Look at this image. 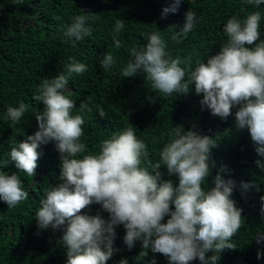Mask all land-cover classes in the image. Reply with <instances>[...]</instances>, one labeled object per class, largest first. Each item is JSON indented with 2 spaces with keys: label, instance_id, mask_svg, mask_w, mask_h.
I'll list each match as a JSON object with an SVG mask.
<instances>
[{
  "label": "clouds",
  "instance_id": "1",
  "mask_svg": "<svg viewBox=\"0 0 264 264\" xmlns=\"http://www.w3.org/2000/svg\"><path fill=\"white\" fill-rule=\"evenodd\" d=\"M16 3L22 4L23 0ZM181 3L182 0H169L160 18L176 14ZM246 3L259 8L264 0ZM92 15L82 10V14L74 16L63 32L64 37L76 42L90 37ZM261 18L260 11L250 12L243 19L229 18L223 27L227 42L206 62L196 61L194 69L191 55L173 58L159 31L146 34L143 48L130 49L131 59L121 70V76L132 78L143 73L150 88L164 97L174 93L187 95L194 85L195 94L203 97L202 108L223 120L235 109L236 129L247 130L261 158L255 164L264 171ZM197 22L196 13L189 9L172 39L180 43ZM124 28L125 22L117 19L112 33L116 48L121 46L117 37ZM69 61L54 78L42 79L38 94L33 97L44 105V110L35 114L38 130L11 147L10 160L18 172L0 171V201L11 209L29 198L19 174L34 177L42 155L38 149L54 142L61 161V182L46 192L35 220L41 231L51 228L62 232L59 244L66 250V264H107L119 251L114 247L118 226H123V242L128 250L136 242L141 243L138 257L145 258L150 251L165 256L168 264H191L196 260L200 264H219L220 253L236 249L232 241L244 219L243 209L236 207L230 198L236 182L231 178L225 180L220 174L228 172L226 166H221L212 180L214 186L207 187L216 166L211 157L216 139L175 126L159 152V159L153 160L146 143L137 137L136 128L129 125L104 139L98 153L87 152L81 137L85 114L91 113L92 108L90 101L84 100L73 114L77 106L68 85L73 76L82 75L88 67L74 57ZM115 64L110 52L100 59V66L106 71ZM27 111L28 106L20 102L18 107L7 108L5 118L18 124ZM97 113L101 118L106 116L103 107L97 106ZM157 142L153 137V143ZM162 166L169 176L178 177V186L171 180L161 182ZM252 187L255 184H240L244 192ZM259 202L260 216L264 219V195ZM93 205H99L100 211L87 214L84 210L90 211ZM101 212L107 213L108 218H103ZM255 241L264 245V233L258 232ZM262 258L264 251L258 249L256 259ZM119 264H128V260L122 258ZM149 264H156V260L153 258Z\"/></svg>",
  "mask_w": 264,
  "mask_h": 264
},
{
  "label": "trees",
  "instance_id": "2",
  "mask_svg": "<svg viewBox=\"0 0 264 264\" xmlns=\"http://www.w3.org/2000/svg\"><path fill=\"white\" fill-rule=\"evenodd\" d=\"M168 6L169 0H23L22 4L16 0H0V171L18 172L10 160L11 147L38 130L35 114L44 110L43 103L33 97L38 94L42 79L57 76L70 62L69 58L74 57L88 67L87 72L73 76L68 85L77 106L73 114L84 100H89L92 108L91 113L85 114L81 137L87 152L98 153L104 139L129 125L136 128L137 137L146 143L153 160L159 159L172 127L182 126L216 139L217 146L211 153L216 166L212 168L207 187L214 186L212 180L221 166H226L228 172L220 174L225 180L231 178L236 182L230 198L236 207L243 209L244 219L232 241L236 249L220 253L219 264H264V258L256 259L257 250L264 251V245H257L255 241L258 232L264 233L259 202V197L264 195V171L255 164L261 158L249 133L236 129L235 109L223 120L212 116L206 107L202 108L203 97L195 94L194 85L187 95L174 93L164 97L150 88L143 73L132 78L121 76V70L131 59L130 49L143 48L147 43L146 34L153 32H160L173 58L191 55L193 69L196 61L206 62L227 42L223 27L233 16L243 19L250 12L260 11V39L264 40V4L255 8L246 0H182L176 14L170 13L161 19L162 9ZM189 9L196 13L198 22L187 38L177 43L172 37L183 25L184 14ZM82 10L93 14L89 21L93 32L78 42L68 40L63 32ZM117 19L125 22L124 30L117 37L120 48L115 47L112 35ZM106 52L116 60L108 71L100 66ZM20 102L28 106V111L16 124L6 119L5 113L9 106L18 107ZM97 106L103 107L104 118L98 115ZM153 137L157 143H153ZM38 151L42 155L37 161L36 175L19 174L29 198L11 209L0 201V264H66V250L59 244L62 232L51 228L41 231L35 220L46 192L61 182V161L54 142L41 145ZM159 171L161 182L171 180L178 186L177 176H169L163 166ZM241 182L253 183L255 187L244 192ZM84 211L95 215L100 206L93 205L90 211ZM101 215L108 218L105 212ZM124 235L123 226H118L114 247L119 251L107 264H119L122 258L128 264H149L153 258L156 264H168L165 256L150 251L147 257H138L141 243L136 242L128 250Z\"/></svg>",
  "mask_w": 264,
  "mask_h": 264
}]
</instances>
